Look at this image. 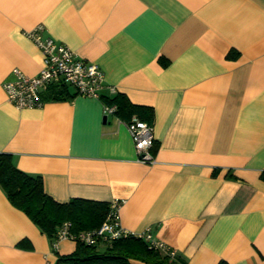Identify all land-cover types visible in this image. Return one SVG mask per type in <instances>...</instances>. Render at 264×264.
<instances>
[{
    "label": "crops",
    "instance_id": "obj_1",
    "mask_svg": "<svg viewBox=\"0 0 264 264\" xmlns=\"http://www.w3.org/2000/svg\"><path fill=\"white\" fill-rule=\"evenodd\" d=\"M39 23L98 64L99 97L50 85L40 106L7 100L14 67L42 66L25 34ZM116 93L152 108V163L104 114ZM0 152L58 202L119 201L123 228L187 264H264V0H0ZM53 239L0 186V264H66L76 242Z\"/></svg>",
    "mask_w": 264,
    "mask_h": 264
},
{
    "label": "trees",
    "instance_id": "obj_2",
    "mask_svg": "<svg viewBox=\"0 0 264 264\" xmlns=\"http://www.w3.org/2000/svg\"><path fill=\"white\" fill-rule=\"evenodd\" d=\"M235 58L237 54L230 53ZM161 62L165 64L162 59ZM67 94L61 98L69 99L67 85H60ZM104 105L115 106V116L128 121L132 115L151 123L153 110L148 106L133 104L122 93L113 97H103ZM0 186L11 204L21 209L39 229L50 238L55 236L63 221L71 223V230H87L98 227L109 211V203L84 198H71L58 202L45 193L39 175H31L15 166L12 155L0 152ZM102 247V249H100ZM130 259H139L156 264H187L180 256L170 255L163 248H153L140 237L127 236L116 239L111 244L84 245L77 242L75 250L58 258L66 264H130ZM216 264H229L219 260Z\"/></svg>",
    "mask_w": 264,
    "mask_h": 264
},
{
    "label": "built area",
    "instance_id": "obj_3",
    "mask_svg": "<svg viewBox=\"0 0 264 264\" xmlns=\"http://www.w3.org/2000/svg\"><path fill=\"white\" fill-rule=\"evenodd\" d=\"M45 26L41 23L25 31V34L37 45L42 53V66L38 73L28 75L14 67V77L2 83L7 100L17 108L40 106L43 100L40 91L50 85L72 86L76 94L99 97L104 86V77L98 64L79 57L68 45L57 42L44 34ZM105 115H115V106H103ZM133 141L136 159L144 163L154 161L152 125L132 115L125 121ZM119 201L109 203V211L102 223L95 228L73 232L71 223L63 221L57 228L51 243L56 249L61 239H70L84 245L111 244L112 241L135 236L145 240L150 247L163 248L170 255L174 251L160 241L153 240L147 232H132L123 228L118 219Z\"/></svg>",
    "mask_w": 264,
    "mask_h": 264
}]
</instances>
